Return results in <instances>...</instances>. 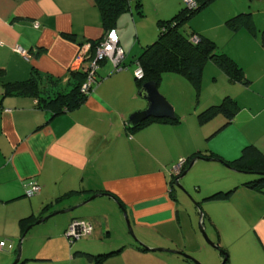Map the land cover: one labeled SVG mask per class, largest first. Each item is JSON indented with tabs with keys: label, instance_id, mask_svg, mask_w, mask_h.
<instances>
[{
	"label": "crops",
	"instance_id": "crops-1",
	"mask_svg": "<svg viewBox=\"0 0 264 264\" xmlns=\"http://www.w3.org/2000/svg\"><path fill=\"white\" fill-rule=\"evenodd\" d=\"M141 1L144 17L152 16V11L156 23L170 19L182 7L181 0ZM251 2L260 10L253 9ZM216 7L213 17L220 23L216 28L222 30L225 43L219 46L215 37L212 38L220 51L237 61L249 83H229L217 67L208 63L202 74L197 104L194 90L186 80L164 75L157 88L180 121L155 122L131 133L126 129L128 117L146 107L137 97L139 85L134 69L147 39L140 42L132 39L131 34L116 32L124 52L120 60L125 68L110 74L113 63L107 57L99 67L101 81L85 103L49 121V113L34 109V99L24 95L3 96V82L26 80L36 72L45 85H49L46 80H53L67 86L68 69L75 63L79 48L86 50L103 38L101 46L108 33L104 35L99 11L91 0H0V69L3 71L0 229L15 231L14 235L20 236L19 220L31 214L36 216L45 204L60 198L54 211L66 210L82 204L91 194H100L85 204L88 205L85 208L54 222L52 236L62 241L61 258L48 257V261L29 260L23 264H84L83 257H73L71 250H67L64 234L70 222L85 221L96 233L103 229V222L107 228L109 220L120 226L122 210L138 240L150 251H137L134 244L124 241L117 247L125 244L127 249L105 264H192L171 252L191 256L203 248L191 221L190 227L187 226L190 216L179 196L175 193L172 198L169 194L171 170L196 153H213L231 161L246 145L264 150V49L248 32L232 33L225 28L226 19L239 8L241 12L252 11L255 27L263 30L264 0H242L239 6L231 0H215L202 13ZM71 35L73 40L66 38ZM17 48L26 55L17 52ZM93 60H84L86 67ZM225 93L237 101L240 110L229 125L207 139L224 118L217 117L200 125L194 113L195 103L202 106L218 101ZM208 163L211 162L196 161L184 178L196 172L200 180L210 169L222 176L215 178L228 182L224 188L220 181L218 187L226 190L239 186L230 199L202 206L204 221L214 230L216 244L225 251L224 264H264V192L241 187V174L223 164L207 166ZM32 178L41 190L27 200L22 186ZM196 186L202 189L201 183ZM8 243L12 250L0 251V264H11L16 256L13 243ZM77 247L88 252L82 244ZM39 255L31 247L23 246V258L35 259ZM221 261L219 252L217 261L206 260L201 264H221Z\"/></svg>",
	"mask_w": 264,
	"mask_h": 264
},
{
	"label": "trees",
	"instance_id": "trees-1",
	"mask_svg": "<svg viewBox=\"0 0 264 264\" xmlns=\"http://www.w3.org/2000/svg\"><path fill=\"white\" fill-rule=\"evenodd\" d=\"M91 1L99 11L104 35L110 31H114L115 33L118 32L120 30L119 23L121 24V27H126L128 22L127 20L130 18V16H132L133 12H136L139 19L144 17L141 0ZM193 1L195 3V7H188L183 2V0H181L182 7H180V9L170 19L160 20L157 22L156 29L158 30V37H156V39L153 38L152 40L154 41H152V43L148 41L149 43L147 42V44L141 49L139 55L136 58L134 73L136 71L141 72V77L136 79L139 88L142 83L147 81H154L158 85L162 77L167 74L179 76L192 86L196 97L195 102L198 104L201 91L202 74L205 66L208 63H212V66L217 67L224 74L229 83L247 85L249 80L245 77L243 69L240 67L237 61L233 57L229 56L226 52L220 51V49L217 48L213 38L209 37L203 32L194 31L190 27L189 29L191 31L184 30L183 32V28L186 24H188L193 16L201 14L207 9L209 5L215 2V0ZM225 26L232 33L243 30L248 32L251 36H254L259 41L264 49V29L259 30L255 27L256 25L252 11L247 10L245 12H236L232 17L226 19ZM72 36L73 35L67 36L66 38L73 40ZM102 39L98 42L90 44V49L88 50L89 60H92L94 57H96L97 49L99 48ZM117 45L119 47V38ZM36 55L39 54L37 53ZM101 63L102 62H98V65H96V73L93 75L90 81L89 90L86 93L80 92V88L85 82H87L88 75L82 70L72 71L69 69V79L67 80V86L70 87V91L66 94L58 90L49 96L50 91H55L54 88L62 85L53 80H46L49 85H45L42 83L39 75L36 72H33V74H31V76L26 80L3 82V96L24 95L34 99V109L43 113H49L50 121V119L59 117L63 113L71 112L77 108H80L85 103L87 98L92 95L94 89L101 81L100 76H98ZM124 68L125 66L122 62H120L117 67H113L110 74H113L117 70ZM2 77L3 71L0 69V80ZM196 103L194 113L200 125H205L217 117L224 118L223 123H221L214 131L207 135V139L218 133L225 126L229 125L240 110L237 101L230 97L228 93H225L222 99L218 101L212 100L202 106H198ZM179 121L180 118L175 114L174 120L149 118L134 129L129 128L128 125L126 126V129L127 131L133 133L155 122L177 123ZM129 137L131 136L129 135ZM195 157L204 159L201 161H206V159L220 160L219 163L223 164L225 168L228 167V170L242 175L243 180L241 187L264 192V150H260L254 145H246L241 149L239 155L231 161H226L222 157L213 153H196L193 155V157L190 156L189 158H186L184 163L180 165V174L175 176L173 173H170L169 175V194L172 198H174L176 193V188L174 187L175 179L179 177L185 170H187L190 160ZM22 187L23 196L27 199L35 197L40 193L41 190L38 182L33 178L26 180ZM34 187H38L39 192H31V194L27 193V191H31ZM238 187L239 186L234 185L233 187L226 190L221 187H217L214 191H208V193H206L207 191H203L205 193L201 197V202L195 203V206L197 209L201 210L205 203L228 200L233 196ZM93 195L94 194L87 196L85 200H88ZM59 201L60 198H57L52 202L45 204L36 216L31 214L21 218L18 222L20 239L25 233L27 234L29 229H31L33 226H36L35 222L37 220H40L53 212L60 211H54V207ZM184 209L187 210L185 207ZM199 213L202 214L201 220L203 222L205 216L202 211ZM75 221L80 220H72L64 234L71 249L73 248L72 246L75 244V242L81 240L82 238L88 237L86 236L78 240H73L67 236L69 227ZM2 242H4L6 246L9 244L5 241ZM132 244H134L133 248L137 251H150L147 250L145 246L141 244L139 245L136 242H132ZM215 245L217 246L218 252H220L222 260H225V263V251L221 249L218 244ZM77 246L78 245L74 246V252L72 256L83 257L88 262L94 264H105L107 260L113 256L119 255L125 249H127L125 244H121L119 247L116 246V248H114L115 250L113 251L101 254L98 253L95 255L89 250L88 252H85ZM2 250L3 252L11 251L6 250V248H3ZM49 259L50 258L46 257V255H39L35 259H26L21 256L18 264H23L29 260L48 261Z\"/></svg>",
	"mask_w": 264,
	"mask_h": 264
},
{
	"label": "rangeland",
	"instance_id": "rangeland-1",
	"mask_svg": "<svg viewBox=\"0 0 264 264\" xmlns=\"http://www.w3.org/2000/svg\"><path fill=\"white\" fill-rule=\"evenodd\" d=\"M231 2H233L235 6H239L242 0H239V1L231 0ZM251 7L257 11L260 10V7H257L256 5H254L253 2H251ZM217 10H218V7L212 9L211 11H208V13H205V14L202 13V15L200 14V16L198 15L193 16L191 20L188 22V24H186L185 27L183 28V32L184 30L191 31L189 27L194 31H196V29H199V30H202V32L205 31V34H207L209 37L211 38L215 37V40L219 46L223 45V43L225 42L223 40L224 35L222 34V30L219 28H216V26L220 23L217 22L213 17ZM236 10L242 11L239 8H237ZM150 14L152 16H147V17H143L139 19L136 12H133L132 16H130L131 20L127 22L128 26L121 27V24L119 23L120 30L118 31V33L122 34V32H126V34L132 35V39L135 38L136 40L139 39L140 42L141 41L144 42V38H145L147 39V41H150V43H152V41L154 40H151V39H153V37H155L154 39L158 37V30L155 29V25L157 23H156V20H153V12L151 11ZM225 28L227 29L226 26ZM105 60L107 61V57L101 58L98 61L103 62ZM54 89L55 91L53 90L50 91L49 96L52 95L53 92H56L58 90L61 92H64L65 94L70 91L69 86H57ZM208 164L209 165L207 166H216L214 163H208ZM197 176H198V173L192 172L191 174L188 175V177L184 178V183H183V179L180 180V184L183 186L184 192H181L178 189H175V191H176V194L179 196L180 202L182 203V205L184 204V207L187 209L188 216H190V218L187 219V226L190 227V221H191V224L193 225L194 230L196 232L195 234H197L196 237L198 238V240H200V242L202 243V247H203L200 250H196L194 254H190L191 255L190 257L198 264H201V261H206V260H209L210 262L217 261V259L219 258V252L217 249H214L213 247L209 246L200 233V230H199L200 213L199 212L200 211L203 212V209L201 210L197 209L195 206V203L201 202L200 201L202 199L201 197L205 193L203 191H207L206 193H208V191L209 192L212 190L214 191L218 187V182L220 181H221L220 185L221 186L225 185V186H222L225 188L228 182H223L222 181L223 178H219L220 180L218 178H215V177H222V176L221 174H217L216 171H212L210 169H207L204 175V178H200L199 180L197 179ZM208 176L211 178L207 179ZM195 183L198 186H199V183H201L202 189H199ZM196 187L199 190H196ZM86 206L84 205L80 207V209H75L69 213L71 214L75 212L76 210H81L85 208ZM69 213L57 215L29 229V231L23 238L22 242L20 243L21 253L23 251V246H24L25 249L27 247L28 248L31 247L32 249H34L36 253H40L41 255H46V257H51L54 260L57 258H61L63 254V251L60 248V246L62 245V241L56 240V237L52 236V232L54 231L53 226L56 220L58 219L60 220L61 218L67 216V214ZM121 216L122 217L120 219L121 220L120 226L117 224H114L112 220H109L107 228H106V223L103 222V225H104L103 229L100 231L98 230L96 233L92 227L94 231V232H91L92 235L87 238H82V240L78 242L74 241L75 244L72 246L73 247L72 249L70 248L69 243L67 242V239H66L65 243L67 244V250L68 248L72 250L71 254L73 255L74 246L82 244V246L86 247L91 253L97 255L98 253L101 254V253H107V252L113 251V250H110L111 247H115L119 243H124V241H128L131 243L136 242L140 245L141 242L137 238V233H135L132 227L131 229H132L133 235L130 233L123 214ZM202 228L205 231V234L207 235L208 239L213 244H216L217 241H216V236L214 234V230L210 227L209 223L206 220L204 221V225H202ZM14 232L15 231L7 230V229H0V240H3L5 242L11 241L13 243L14 248H15L13 254L16 251V248L19 244V239H20L18 235L16 234L14 235ZM46 264H50V263H46ZM53 264H59V262H55ZM84 264H94V263H90L87 260H84ZM192 264H195V263L192 262Z\"/></svg>",
	"mask_w": 264,
	"mask_h": 264
},
{
	"label": "water",
	"instance_id": "water-1",
	"mask_svg": "<svg viewBox=\"0 0 264 264\" xmlns=\"http://www.w3.org/2000/svg\"><path fill=\"white\" fill-rule=\"evenodd\" d=\"M137 97L145 102L146 107L141 111L134 112L133 114H131L128 117L127 125L129 128L134 129L149 118L167 119V120H174L175 119V112H174L173 107L169 104V102L166 100V98L159 92V90L157 88V84L154 81H147V82L142 83L140 88L137 91ZM198 160H204V159H202L200 157H195L192 160H190L187 170H185L179 177H177L175 179L174 187L176 189L180 190L181 192H184V188L180 184V180H182L187 175V173L193 167L194 163ZM206 161L207 162H217V163L220 162V160H218V159H206ZM182 163H184V161H181L179 164L181 165ZM99 196H100V194H94L88 200H85L82 204H80L78 206H75V207H72V208H69L66 210H60L57 212H53V213L47 215L46 217H44L40 220H37L35 222V225H39V224L43 223L44 221H46L52 217H55L57 215L69 213V212L77 209L78 207L89 203L90 201L94 200L95 198H97ZM122 213H123L124 219L126 220L127 227L129 229L130 233L133 235L131 225H130L129 220L127 219V215H126L125 211L122 210ZM201 219H202V214L200 213L199 230H200L202 237L205 239L206 243L209 246L213 247L214 249H217V246L215 244H213L208 239L207 235L205 234V231L202 228L203 222ZM25 235H26V233L20 239V243L22 242ZM20 243L16 249L15 260L11 264H18L20 259H21V245H20ZM141 245H143V244H141ZM143 246H145V245H143ZM145 247L147 250H150V248H148L147 246H145ZM151 251L163 252L165 250L153 249ZM171 252L182 255L184 258H187L191 262L198 264L188 255L182 254L181 252H177V251H171ZM224 261L225 260H222L221 264H224Z\"/></svg>",
	"mask_w": 264,
	"mask_h": 264
},
{
	"label": "built area",
	"instance_id": "built-area-1",
	"mask_svg": "<svg viewBox=\"0 0 264 264\" xmlns=\"http://www.w3.org/2000/svg\"><path fill=\"white\" fill-rule=\"evenodd\" d=\"M183 2L188 6V7H195V3L193 0H183ZM118 37L114 31L108 32V35L103 41V44L97 49L96 57H94V60L91 62V65L86 67V64H84V60L88 61L89 60V55H88V50L90 47L88 46L85 49L79 48L78 54L76 56V61L75 63H72L70 66V69L72 71H79L82 70L84 73H86L87 76V82H85L81 88L80 92L86 93L89 90L90 87V81L93 77V75L96 73V65H98V60L101 58L109 57L112 58L111 62L113 63V67H117V65L120 64L121 62V57L123 56L124 52L123 50L118 47ZM17 52L22 54L23 56L26 55V52L22 50L21 48L16 49ZM135 77L139 79L141 77V72L136 71L135 72ZM181 166L178 164L175 166L172 170L171 173H173L175 176L180 174ZM35 186V185H34ZM31 192H39L38 187H34L31 191H27V193ZM92 232V227L90 224L82 222V221H75L70 227L68 231V237L72 238L73 240H78L82 237L90 236ZM6 248V250H12V245L6 244L4 242H0V251H3L2 249Z\"/></svg>",
	"mask_w": 264,
	"mask_h": 264
}]
</instances>
